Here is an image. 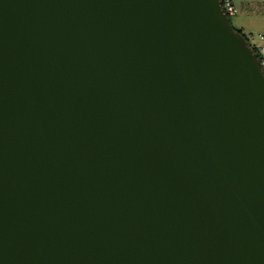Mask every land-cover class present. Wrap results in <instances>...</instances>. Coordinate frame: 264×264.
Here are the masks:
<instances>
[{
	"label": "water",
	"instance_id": "obj_1",
	"mask_svg": "<svg viewBox=\"0 0 264 264\" xmlns=\"http://www.w3.org/2000/svg\"><path fill=\"white\" fill-rule=\"evenodd\" d=\"M0 264H264V70L220 0H0Z\"/></svg>",
	"mask_w": 264,
	"mask_h": 264
},
{
	"label": "crops",
	"instance_id": "obj_2",
	"mask_svg": "<svg viewBox=\"0 0 264 264\" xmlns=\"http://www.w3.org/2000/svg\"><path fill=\"white\" fill-rule=\"evenodd\" d=\"M233 4L237 10H241L242 14L246 18H250L252 25L257 19L264 22V0H235ZM264 24V23H263ZM244 29V26H242ZM250 37L252 36V31L248 30ZM259 35H262V38L259 37V41L253 43L256 46L264 48V31H260ZM264 53V50H263Z\"/></svg>",
	"mask_w": 264,
	"mask_h": 264
},
{
	"label": "rangeland",
	"instance_id": "obj_3",
	"mask_svg": "<svg viewBox=\"0 0 264 264\" xmlns=\"http://www.w3.org/2000/svg\"><path fill=\"white\" fill-rule=\"evenodd\" d=\"M233 2L235 3L236 1L233 0ZM230 23L232 25V27L235 30H240L242 33L249 35L248 30L252 31V36L250 37L249 35V41L251 44L256 43L259 41V32L260 31H264V22L260 21L259 19H257L252 25L251 24V20L250 18H246L244 17V15L242 14L241 10L238 9L237 14L230 16ZM242 26H244V29L242 28ZM255 48L261 53V55L264 56V53L261 51V47H257L255 44Z\"/></svg>",
	"mask_w": 264,
	"mask_h": 264
},
{
	"label": "built area",
	"instance_id": "obj_4",
	"mask_svg": "<svg viewBox=\"0 0 264 264\" xmlns=\"http://www.w3.org/2000/svg\"><path fill=\"white\" fill-rule=\"evenodd\" d=\"M221 6L223 11L228 15V17L233 16L237 14L238 10L234 6L232 0H220ZM260 38H262V35H258ZM258 47V46H257ZM264 48H261V51L263 52ZM263 56V55H262ZM264 57V56H263ZM262 68L264 70V59L261 61Z\"/></svg>",
	"mask_w": 264,
	"mask_h": 264
},
{
	"label": "trees",
	"instance_id": "obj_5",
	"mask_svg": "<svg viewBox=\"0 0 264 264\" xmlns=\"http://www.w3.org/2000/svg\"><path fill=\"white\" fill-rule=\"evenodd\" d=\"M236 32H238L239 34H241L246 41L249 43V45L252 47V49L257 53V57L260 61H262L264 59V57L261 55V53L255 48V45L251 44L249 41V35H246L244 33H242L240 30H235Z\"/></svg>",
	"mask_w": 264,
	"mask_h": 264
}]
</instances>
